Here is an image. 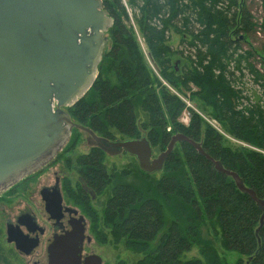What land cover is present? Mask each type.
<instances>
[{"label": "trees", "instance_id": "1", "mask_svg": "<svg viewBox=\"0 0 264 264\" xmlns=\"http://www.w3.org/2000/svg\"><path fill=\"white\" fill-rule=\"evenodd\" d=\"M101 1L112 23L93 84L65 108L73 122L110 140L144 133L160 151L182 133L264 201V75L254 65L255 51L245 46L256 27L264 30V0L258 26L245 0ZM171 34L179 36L177 47ZM187 94L242 145L228 143L187 105L181 98ZM184 111L186 124L179 120ZM175 146L157 177L137 168L141 185L112 184L100 148L77 157L100 192L111 183L98 216L111 241L141 254L134 264H225L202 235L209 222L221 247L238 254L234 264H264V207L192 145ZM129 174L127 169L121 175ZM14 191L0 199H12ZM88 214L95 227L97 212L92 207ZM193 246L198 257L183 258Z\"/></svg>", "mask_w": 264, "mask_h": 264}, {"label": "water", "instance_id": "2", "mask_svg": "<svg viewBox=\"0 0 264 264\" xmlns=\"http://www.w3.org/2000/svg\"><path fill=\"white\" fill-rule=\"evenodd\" d=\"M111 23L101 0H0V192L40 167L61 147L71 128L78 127L108 155L134 157L147 174L161 172L175 144L187 142L263 208L264 201L235 172L223 168L182 133L173 134L166 148L153 157L144 133L139 138L110 140L71 120L64 108L93 84ZM43 192L46 211H59L58 190L53 188L52 201ZM6 237L19 248L18 226L7 224ZM82 241L78 226L55 236L47 248L48 264H80ZM101 262L95 254L83 261Z\"/></svg>", "mask_w": 264, "mask_h": 264}, {"label": "rangeland", "instance_id": "3", "mask_svg": "<svg viewBox=\"0 0 264 264\" xmlns=\"http://www.w3.org/2000/svg\"><path fill=\"white\" fill-rule=\"evenodd\" d=\"M246 5L253 15L255 23L260 25V19H261V8H260V1L259 0H245ZM259 31V32H257ZM179 40V36L175 34H171L170 37V43L173 47H177ZM247 46L252 48L255 51L256 57L254 59V65L259 68L260 72L264 75V31L262 27H256V31L251 33L249 37L247 38ZM140 47L142 51H144V44L140 43ZM148 62V61H147ZM182 100L189 106L193 107L195 111L204 118L205 121H207L212 127H214L218 132H220L227 140L228 143L232 145H242L240 142L236 141L235 139L231 138L227 133L224 132V130L219 126V124L213 120L211 117L207 115V113L203 112L201 109L197 110L194 107V104L192 103V100H189L188 94L186 96L181 97ZM196 101L195 99L193 100ZM65 109V108H64ZM184 113L188 114L187 111H184L180 116V121L184 124H186L184 119ZM71 118V117H70ZM72 120V119H71ZM73 121V120H72ZM77 143L73 146L71 150L66 154L64 153L63 157L68 158L67 163L65 164L62 160H58L57 162L50 161V164L47 166H44L42 170L39 172L37 171V168L32 170L31 172L25 174L22 178L17 180L14 184L19 183V186L17 187L16 191L18 192L16 195L10 194L12 196V199L10 197L4 201V199H0V264H26L25 260L22 259L16 251L13 249V247L7 242L6 237V225L8 224V221L14 220V217L19 214L20 212L27 210L28 207H33L35 212L37 207H40L39 205V195L38 190L42 186H47L53 183L54 176L57 174L59 177L62 175L68 176L72 181L76 179V171L77 166L75 165V160L77 157L84 155L85 153L90 151V144L88 140L91 139L90 135L82 130L77 129ZM169 130V127L167 128ZM115 139H125L120 138V135L115 134ZM71 133L68 135L66 140L63 142L61 147L52 155L47 161L51 160L53 157H55L57 154L58 157H62L60 152L65 147H68L71 143L70 140ZM176 149L178 148V145L175 146ZM153 157H156L161 151L153 148ZM43 163V164H44ZM102 165L104 166L106 173L112 178L111 183H117V182H128L133 183L135 185H141L143 181L139 179V176L136 175V170L138 168L137 161L134 157L126 154L121 153L118 155H108L107 153L103 156L102 159ZM129 169L130 174L127 176H122L123 170ZM31 175L29 179L25 180L28 175ZM155 174V173H153ZM158 174H155V177H157ZM24 178L23 181H21ZM111 183L104 189V191L97 197L96 202L93 203L94 210L97 212V217L100 214L101 208L103 206V203L105 202ZM13 185V184H12ZM11 185V186H12ZM9 186V187H11ZM8 187V188H9ZM0 192L3 194L5 191ZM21 191V192H20ZM8 194V193H4ZM32 201V202H31ZM35 204H34V203ZM97 221V225L94 227L93 221L90 218L91 221V227H92V243L91 248L94 250L95 253H97L103 262V264H119L120 261L123 262V264H134L141 254H137L132 252L129 248H127L123 242L119 243H113L111 241V238L108 234V230L101 226L100 222ZM96 232H100L103 235H107L106 240H100L95 235ZM201 232L204 238L210 239L212 241V245L217 250L219 255L224 258L225 264H234L236 259L238 258V254L235 251H226L224 250L220 245V239L219 235H216L211 227V225L208 223H205L202 228ZM198 247L193 246L192 249L189 252H186L183 258H191V257H198Z\"/></svg>", "mask_w": 264, "mask_h": 264}, {"label": "flooded vegetation", "instance_id": "4", "mask_svg": "<svg viewBox=\"0 0 264 264\" xmlns=\"http://www.w3.org/2000/svg\"><path fill=\"white\" fill-rule=\"evenodd\" d=\"M74 128L78 127H72L70 130L71 134ZM78 129L80 130V128ZM75 139H77V136ZM88 142L90 144V151L84 155L89 154L93 148H99L92 143V139L88 140ZM76 143L77 141L72 143L70 145L71 147L69 146L67 149H64V147L60 152L62 157H58L59 154H57L51 160L38 167L36 172H39L44 166L50 164V161L53 159L52 162H57L62 158L63 162L66 164L68 158H64L63 155L64 153L67 154ZM103 153L104 156L106 153L104 151ZM103 156L100 157L99 154L101 164H103ZM75 165L77 166L76 179L72 181L66 175L59 177L55 174L52 184L42 186L38 190V203L40 207H37L36 212L32 206H27V210L17 214L14 217V220L8 221V224H12L14 227L18 226L19 229H21V240L18 242L19 248H16L13 242L8 243L13 247L16 253L25 260L26 264H48L47 248L49 244L53 241L55 236L63 235L66 231L71 230L72 226H78L83 230L80 264H84L83 261L85 258L94 254L98 255L91 248V243L93 241L92 236H94V234H92L91 221L88 212L92 207L94 208L93 203L96 202L97 197L103 191L100 192V188L93 186L92 183L87 181L85 177V169H87V166L85 164L82 163L81 165H78L75 160ZM30 176L31 175L29 174L25 180L29 179ZM23 180L24 178L21 181ZM18 186L19 183L13 184L5 191L15 190L11 194L16 195L18 193L16 191ZM53 188L58 190L61 198V207L59 211L52 210L49 212L45 209V201L42 198L41 191H46L43 193L46 195L47 200L52 201L50 199L52 197L51 193H53ZM18 219H21L22 222L18 223ZM101 264H103V262H101Z\"/></svg>", "mask_w": 264, "mask_h": 264}, {"label": "built area", "instance_id": "5", "mask_svg": "<svg viewBox=\"0 0 264 264\" xmlns=\"http://www.w3.org/2000/svg\"><path fill=\"white\" fill-rule=\"evenodd\" d=\"M259 27V26H258ZM260 28V27H259ZM264 31V30H263ZM257 32H259V31H257ZM183 121L185 122V123H187L188 122V114H186V113H184V119H183Z\"/></svg>", "mask_w": 264, "mask_h": 264}]
</instances>
